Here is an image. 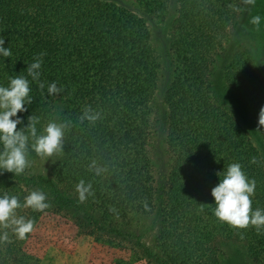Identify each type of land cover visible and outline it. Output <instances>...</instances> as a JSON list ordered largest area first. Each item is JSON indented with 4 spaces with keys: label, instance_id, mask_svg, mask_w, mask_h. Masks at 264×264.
<instances>
[{
    "label": "trees",
    "instance_id": "16d2710c",
    "mask_svg": "<svg viewBox=\"0 0 264 264\" xmlns=\"http://www.w3.org/2000/svg\"><path fill=\"white\" fill-rule=\"evenodd\" d=\"M199 2L0 0V264L40 263L25 245L49 210L98 241L135 240L149 264H222L226 237L264 264V149L214 83L246 0H208L182 48ZM151 22L171 35L164 133ZM224 76L264 144V61L237 51ZM51 124L56 157L37 173ZM153 216L148 247L131 225Z\"/></svg>",
    "mask_w": 264,
    "mask_h": 264
},
{
    "label": "rangeland",
    "instance_id": "374dc122",
    "mask_svg": "<svg viewBox=\"0 0 264 264\" xmlns=\"http://www.w3.org/2000/svg\"><path fill=\"white\" fill-rule=\"evenodd\" d=\"M208 0H200L199 5L192 13L179 36L180 47L186 48L195 31L200 16ZM133 9L137 5L128 1ZM153 42L159 52L162 70L159 76V126L164 133V105L163 98L166 87L170 82V40L171 35L164 23L151 22ZM249 51L255 63L264 61V0H246L244 19L232 39V48L217 65L214 77L215 90L220 104L231 115L246 125L252 132L257 144L264 149L259 138V130L250 119L249 96L239 95L225 84L224 69L237 51ZM1 110V100H0ZM46 142L44 157L35 167L37 173L47 174L57 153L56 126L51 124L45 131ZM158 166H166V154L160 149L156 156ZM35 196L47 206L50 205L42 189L35 191ZM155 217L142 219L131 225V231L140 236L142 243L152 247L156 234ZM135 240H128L123 246L111 245L98 241L94 236L83 234L80 228L66 214L46 212L33 230L25 247L36 256L39 264H149L143 255L142 249L134 244ZM223 252L222 264H257L250 255L245 244L233 238H224L221 242Z\"/></svg>",
    "mask_w": 264,
    "mask_h": 264
}]
</instances>
